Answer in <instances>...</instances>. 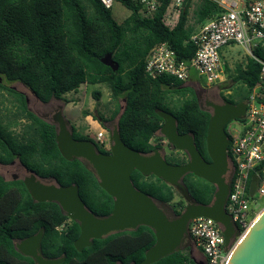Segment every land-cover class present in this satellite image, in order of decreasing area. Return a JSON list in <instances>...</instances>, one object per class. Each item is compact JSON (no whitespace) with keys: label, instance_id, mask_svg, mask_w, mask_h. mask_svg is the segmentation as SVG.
<instances>
[{"label":"trees","instance_id":"obj_1","mask_svg":"<svg viewBox=\"0 0 264 264\" xmlns=\"http://www.w3.org/2000/svg\"><path fill=\"white\" fill-rule=\"evenodd\" d=\"M113 1L130 12L120 24L112 18L111 8H105L99 0H0V80L3 82L0 88L17 96L19 110L38 138V141L19 140L0 118V165L7 166L17 160L39 178H51L60 186L77 185L86 208L96 216L110 213L112 198L99 187L91 170L78 160L67 161L61 156L54 126L28 110L25 97L6 84H22L41 103L63 100L64 95L77 92L82 84L105 85L115 106L110 119L117 118L121 140L127 147L141 154L160 147L164 138L157 136L162 124L157 112L163 111L175 117L178 133L190 134L201 157L210 161L205 146L210 114L200 109L194 90L171 76L153 79L145 71L149 51L160 43H166L181 61L187 62L194 56L196 48L190 41L193 33L187 27L186 7L176 24L169 27L164 19L171 0H162L151 17L141 14L139 0ZM219 11L217 3L201 0L195 13L197 23L201 26ZM108 54L118 64L116 72L101 63ZM259 73V65L250 59L244 68L238 67L231 76L232 83H241L244 94L238 101H226L247 102L260 82ZM93 97L99 100L100 93L94 91ZM92 116L99 122L105 120L100 114ZM227 135L231 158L232 137ZM73 138L90 140L74 127ZM178 160L185 162L186 155L180 152ZM263 168L264 161L255 171L261 173ZM131 181L138 190L170 205L176 215L184 210V199L160 179L133 171ZM183 182L196 203L210 204L215 191L213 185L192 174H187ZM256 183V175L251 173L249 193ZM66 220L58 205L34 202L22 180H5L0 176V264H34L16 251L14 241L34 235L41 228L44 229L43 255L49 258L64 255L61 264H116L123 258L139 261L155 242L153 232L141 226L136 231L94 240L90 247L78 252L73 245L79 236L77 223L71 222L62 234L56 231V226ZM154 264L205 263L204 258L197 261L187 248Z\"/></svg>","mask_w":264,"mask_h":264},{"label":"water","instance_id":"obj_2","mask_svg":"<svg viewBox=\"0 0 264 264\" xmlns=\"http://www.w3.org/2000/svg\"><path fill=\"white\" fill-rule=\"evenodd\" d=\"M101 63L113 72L118 70V64L109 54L101 59ZM209 106L211 110L200 106L201 110L210 114L205 138L209 162L201 157L190 134L178 133L172 114L157 112L162 119L157 135L163 137L175 151L186 155L187 162L183 165L169 164L160 147L149 154H141L127 147L121 140L117 122L108 130L110 149L106 154L99 151L94 141L73 138V127L65 117L63 107L56 112L52 122L38 116L54 126L55 141L61 156L67 161L78 160L91 170L99 187L112 198L113 208L108 216L100 217L91 213L80 198L77 185L60 186L51 178L42 179L28 171L21 179L34 202L56 204L64 216L78 224L79 236L73 243L78 252L90 247L94 240L145 226L153 232L155 242L146 250L140 264H154L187 248L191 254L193 242L189 234V223L203 217L220 226L226 248L237 239L229 251L226 264H264V210L251 227L241 234L225 209L233 175L228 161L230 141L226 127L232 121L245 117L247 104L224 101L222 104L209 103ZM133 171L144 177L154 176L174 188L186 202L184 210L176 215L168 204L138 190L131 181ZM187 174L215 187L210 204L202 205L194 201L183 182ZM43 235L44 229L41 228L34 235L15 240L14 247L19 254L32 259L34 264H61L64 255L58 258L43 255Z\"/></svg>","mask_w":264,"mask_h":264},{"label":"built area","instance_id":"obj_3","mask_svg":"<svg viewBox=\"0 0 264 264\" xmlns=\"http://www.w3.org/2000/svg\"><path fill=\"white\" fill-rule=\"evenodd\" d=\"M99 1L107 9L114 3L113 0ZM139 3L141 14L151 17L162 0H139ZM218 6V14L191 35L196 51L189 61L179 60L166 43H160L149 51L145 71L153 79L171 76L183 82L196 74L205 86L216 87L226 80L220 51L233 44L241 46L248 60L259 65L260 82L246 102V115L234 123L233 133L227 131L232 137L228 161L233 175L225 209L242 234L257 219V205L264 199V168L261 173L255 171L264 161V0H222ZM93 140L97 147L110 149L108 129L97 132ZM251 173L256 175L257 183L249 193ZM189 234L205 264H226L229 248L224 245L218 224L208 218H195L189 223Z\"/></svg>","mask_w":264,"mask_h":264},{"label":"rangeland","instance_id":"obj_4","mask_svg":"<svg viewBox=\"0 0 264 264\" xmlns=\"http://www.w3.org/2000/svg\"><path fill=\"white\" fill-rule=\"evenodd\" d=\"M83 1V0H81ZM180 3L177 5V0H171V3L165 14V24L172 27L180 14V12L186 7L187 9V27L192 31L196 32L200 25L197 23L195 13L201 4V0H179ZM215 3H220L222 0H211ZM111 16L117 23H122L123 20L130 14V12L123 7L120 3H113L111 7ZM169 20L173 21L172 23ZM175 22V23H174ZM222 62L224 64L223 71L225 74V82L215 89H220L222 95L226 99H232L238 101L244 94V86L241 83H232L231 76L236 74V69L238 67L244 68L248 57L243 50V48L237 44H233L230 47L222 48L220 51ZM226 68L228 70H226ZM195 80L199 83L203 82L202 78L197 77L194 74ZM0 83H3L0 80ZM10 88L14 89L16 92L21 93L25 99H27V109L33 113L39 114V111L45 110V106L41 103L32 92H30L26 87L20 83L6 84ZM97 91L100 93L99 100L93 97V92ZM246 103V102H245ZM59 105L63 106V112L65 117L70 121L72 127L82 135L93 138L94 135L102 130L101 127L97 125V121L94 120L93 114H100L107 120H111L110 117L115 109L114 102L111 99L110 91L105 85H91L82 84L77 92H71L63 96V100L59 101ZM123 106V103L120 102ZM86 113L90 115H86ZM0 118L2 124L13 133L19 140L28 141L36 140L38 141L37 134L33 130V127L25 119L24 115L19 110V102L16 95L7 92L0 88ZM112 122L116 120L112 119ZM232 121L227 125V131L233 133V128L235 127ZM18 175L23 178L27 175V171L20 165L19 161L16 160L13 166L0 165V176L6 180H10L12 176ZM175 199H178V195H175ZM170 206V205H169ZM258 213L264 210V199L261 200ZM171 207V206H170ZM237 242L235 239L229 251L232 249L234 244ZM191 255L197 260L202 261L199 251L193 245L191 250Z\"/></svg>","mask_w":264,"mask_h":264},{"label":"flooded vegetation","instance_id":"obj_5","mask_svg":"<svg viewBox=\"0 0 264 264\" xmlns=\"http://www.w3.org/2000/svg\"><path fill=\"white\" fill-rule=\"evenodd\" d=\"M186 83H187V85L189 87H191L194 90L195 95L197 97V102L199 104V107L201 106L204 109L211 110V107L209 106V103L222 104L224 101L227 100L222 95V91L220 89H215V87L205 86L204 84L197 82L193 78H190ZM59 101H61V100L60 99H53V100L49 101L48 103H43V105L45 106V110L39 111V114H37V113H34V114H36L37 116H39L42 119H45V120H47L49 122H52L53 121V117L56 114V112H58L60 110V107H63L62 105H59ZM115 120L117 122V118H115ZM116 122H112V119L111 120H107L105 118V120L103 122L97 121L96 123L102 129H108V130H110V129L113 128V126L116 124ZM157 136L158 137H161L159 135H157ZM89 138H90V141H94L93 138H91V137H89ZM160 148L163 149L164 158L166 159V161L169 164H172V165H183V164H185L187 162V157H186V161L185 162H180L178 160V156H179V153L180 152L175 151L173 149V147H171L166 142L165 139L163 140L162 145L160 146ZM15 162L16 161H13L11 164H9V166L15 165ZM15 177L18 178L17 180H22L21 177H19L18 175H15V176L13 175L10 180H13V178H15ZM109 214L110 213H108L107 215L100 216V217H105V216H108ZM71 222H73V221H71L70 219L64 221L61 225L56 226V231L59 234H62L65 231L66 227L71 224ZM139 227H141V226H139ZM136 230H134V231H136ZM130 231L131 230L124 231V232H130ZM114 234H117V233H114ZM110 235H113V234H110ZM122 238H124V236H122ZM125 238H126V236H125ZM142 260L136 261L135 259L123 258L122 260L117 261L116 264H140V262Z\"/></svg>","mask_w":264,"mask_h":264},{"label":"crops","instance_id":"obj_6","mask_svg":"<svg viewBox=\"0 0 264 264\" xmlns=\"http://www.w3.org/2000/svg\"><path fill=\"white\" fill-rule=\"evenodd\" d=\"M169 22L172 23L173 21L169 20ZM176 22H177V21H176ZM174 23H175V22H174ZM175 24H176V23H175ZM175 24H174V25H175ZM174 25H173V26H174ZM173 26H172V27H173ZM194 33H195V32H194ZM199 254H200L201 258L203 259L202 254H201L200 252H199Z\"/></svg>","mask_w":264,"mask_h":264}]
</instances>
